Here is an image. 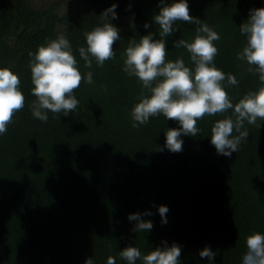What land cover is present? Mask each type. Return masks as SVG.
Listing matches in <instances>:
<instances>
[{
  "label": "trees",
  "instance_id": "16d2710c",
  "mask_svg": "<svg viewBox=\"0 0 264 264\" xmlns=\"http://www.w3.org/2000/svg\"><path fill=\"white\" fill-rule=\"evenodd\" d=\"M159 0H72L36 8L28 0H0V67H10L21 79L25 105L14 113L0 136V264H126L120 249L134 244L147 254L161 240L183 245L182 264H206L198 255L210 244L216 264H241L246 237L264 233V125L245 122L249 132L231 157L218 155L210 144L216 120L231 110L205 115L201 131L183 136V150L159 151L168 128L178 123L160 114L147 124L132 126L131 111L141 92L136 77L123 71L129 39L139 41L159 26L152 17ZM68 10L60 15L57 8ZM117 3L121 39L113 44L114 60L91 68L78 49L86 46L85 33L101 23L99 14ZM264 0H189L190 14L213 27L215 65L234 74L238 85H225L233 102L264 86L258 74L237 58L246 43L238 26L249 9ZM152 26L144 28V23ZM169 37L168 60L183 57L194 67L186 48L172 40L191 41L199 25L177 22ZM71 42L82 75L91 71L93 83L83 80L74 95L77 109L69 115L48 111V120L34 117L37 97L32 94L30 53L59 35ZM234 118V117H233ZM234 135H238L234 131ZM166 204L168 222L161 223L156 206ZM151 210L154 227L131 231L129 213ZM136 264H143L137 260Z\"/></svg>",
  "mask_w": 264,
  "mask_h": 264
},
{
  "label": "clouds",
  "instance_id": "9594fccd",
  "mask_svg": "<svg viewBox=\"0 0 264 264\" xmlns=\"http://www.w3.org/2000/svg\"><path fill=\"white\" fill-rule=\"evenodd\" d=\"M117 7L118 4L113 3L105 8L98 16L101 23L85 33L86 46H80L78 52L88 68L92 67L93 60L103 66L105 61L116 57L113 44L121 39V30L112 21L118 19ZM158 8L152 23L159 26V38L156 31L141 35L139 41L130 38L124 52L123 71L129 77H136L147 90V93L141 92L139 101L132 108V126L140 127L160 114L167 120L176 121L178 127L168 128L164 132V144L157 148L176 153L183 150V136L194 137L201 131L198 120L205 115L214 116L231 110L232 115L215 121L209 137L218 155L231 157L249 136L245 122L256 124L260 121L259 127L264 125V86L247 92L234 103L222 82L227 80L230 85H238L239 81L234 74H226L214 63L218 53L214 42L221 39L220 34L190 14L189 0H159ZM178 21L199 25L191 41L172 40L173 47L188 50L194 67L186 65L183 57L166 59L168 38L179 31ZM143 26L149 29L152 24L145 22ZM238 28L246 43L237 58L245 61L250 66L249 71L258 74L264 85V7L249 9L247 18ZM30 56L34 85L31 91L37 97L32 108L34 117L46 122L48 111L64 112L67 116L76 110L79 100L74 90L79 88L82 80L92 84L93 73L89 71L82 75L70 40L61 34L38 46ZM20 85L18 73L10 67H0V136L7 132L14 113L25 105ZM234 131L238 135H234ZM156 210L161 223L166 224L168 205H157ZM153 214L151 210L129 213L127 219L134 222L131 231L149 233L154 223L144 217ZM182 249L183 245L178 242L169 244L167 240H161L158 246L144 254L139 247L129 244L120 249L119 257L126 264H136L137 260H142L143 264H182ZM198 255L206 264H216V251L210 244L200 249ZM84 264H95L93 256L86 257ZM106 264H116V257L109 256ZM241 264H264V233L257 231L246 237Z\"/></svg>",
  "mask_w": 264,
  "mask_h": 264
},
{
  "label": "rangeland",
  "instance_id": "374dc122",
  "mask_svg": "<svg viewBox=\"0 0 264 264\" xmlns=\"http://www.w3.org/2000/svg\"><path fill=\"white\" fill-rule=\"evenodd\" d=\"M28 1L36 8H48L55 2H58V1L66 2V1H72V0H28ZM68 8L69 7L67 6V4L62 3L57 8V11L60 15H62L68 10Z\"/></svg>",
  "mask_w": 264,
  "mask_h": 264
}]
</instances>
